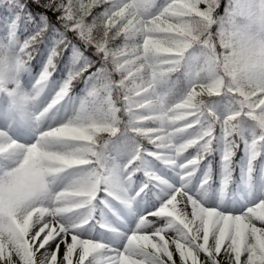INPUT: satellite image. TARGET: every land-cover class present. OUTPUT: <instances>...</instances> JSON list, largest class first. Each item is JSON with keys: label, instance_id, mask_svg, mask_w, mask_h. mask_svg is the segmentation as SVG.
Returning <instances> with one entry per match:
<instances>
[{"label": "snow or ice", "instance_id": "6c2138e0", "mask_svg": "<svg viewBox=\"0 0 264 264\" xmlns=\"http://www.w3.org/2000/svg\"><path fill=\"white\" fill-rule=\"evenodd\" d=\"M251 2L32 0L58 13L65 30L99 57L89 72L92 63L76 56L49 102L38 93L64 40L29 89L23 76L47 29L21 40L28 4L0 0V264H177V255L179 264H264V199L237 214L203 206L184 187L217 128L223 185L240 143L247 181L264 157V39L254 30L264 25V0H257L259 15ZM96 8L102 11L93 14ZM81 78L85 94L77 103L71 88ZM121 138L128 159L113 167L109 153ZM193 148L195 156L184 155ZM148 156L174 167L182 186L135 226L121 232L100 225L113 232L104 240L86 235L102 191L130 207L148 187L132 188L137 173L164 184L142 166ZM260 169L264 183V161ZM65 179L70 185L49 191Z\"/></svg>", "mask_w": 264, "mask_h": 264}, {"label": "rangeland", "instance_id": "374dc122", "mask_svg": "<svg viewBox=\"0 0 264 264\" xmlns=\"http://www.w3.org/2000/svg\"><path fill=\"white\" fill-rule=\"evenodd\" d=\"M41 2L43 3V0H41ZM37 76H33V75H29L28 72L24 73L23 79L26 82L28 88H31V83L33 82L34 78H36ZM59 86H47L46 90H45V94L47 95V100L50 102L51 98L54 97L56 91L58 90ZM79 99L76 100V102L78 103ZM65 103V102H62ZM70 114V113H69ZM153 166H155L152 163ZM150 168H145L147 171H150ZM156 175L160 176L163 178L164 184L162 185H154V188L156 191H166L165 194L167 195L168 192L173 188H180L182 186V181L180 179V175L179 172L174 168V167H170V166H166L165 162L160 160V166L157 167V171H156ZM203 182V180L200 178L198 180V185H200ZM132 188H136V186H132ZM158 196L160 198H162V195L158 194ZM195 198L198 199L199 202L202 203L203 206L207 205L209 207H211L209 204H206L205 202H203L201 200V194H198ZM115 200V199H114ZM115 203H109L107 204V202H105L106 204V208H104L103 212L107 213V211H115V216L119 217V218H127V217H136V219L133 221V223L135 224L137 221V217L139 216L141 210L142 213H145L149 210L152 209H147L144 208V206H137V205H132L129 209H126L124 211H121L120 207L118 206L117 203H120L118 200H115ZM182 207V205H181ZM212 208V207H211ZM154 209V208H153ZM190 207L188 209V211H190ZM93 208L91 210V214H92ZM257 224V226L259 227V221L255 222ZM104 225L111 226L113 228H120V224L117 220H111V221H106L105 223H103ZM156 226H161L159 222H157ZM86 229V233H90L91 229L88 227V224H86L85 226ZM88 235V234H86ZM113 234H109L108 238L111 237ZM168 235H173L172 233H169Z\"/></svg>", "mask_w": 264, "mask_h": 264}, {"label": "clouds", "instance_id": "9594fccd", "mask_svg": "<svg viewBox=\"0 0 264 264\" xmlns=\"http://www.w3.org/2000/svg\"><path fill=\"white\" fill-rule=\"evenodd\" d=\"M251 7L258 15L261 14L260 6L257 0H252ZM254 30L260 39H264V25H257ZM43 95H44V91L42 90L40 93H38V100L42 99ZM53 118H55L54 115ZM61 183H63L64 185H70L71 180L70 179H65L63 181L57 180L51 184L49 191L54 193L57 190V185Z\"/></svg>", "mask_w": 264, "mask_h": 264}, {"label": "trees", "instance_id": "16d2710c", "mask_svg": "<svg viewBox=\"0 0 264 264\" xmlns=\"http://www.w3.org/2000/svg\"><path fill=\"white\" fill-rule=\"evenodd\" d=\"M114 44H115V42H114Z\"/></svg>", "mask_w": 264, "mask_h": 264}]
</instances>
